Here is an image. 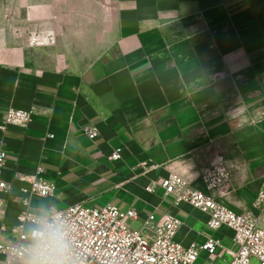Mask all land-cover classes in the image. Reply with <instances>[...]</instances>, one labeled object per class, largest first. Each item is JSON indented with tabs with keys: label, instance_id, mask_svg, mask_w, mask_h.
<instances>
[{
	"label": "crops",
	"instance_id": "0c3cea01",
	"mask_svg": "<svg viewBox=\"0 0 264 264\" xmlns=\"http://www.w3.org/2000/svg\"><path fill=\"white\" fill-rule=\"evenodd\" d=\"M11 108L36 115L0 130L4 240L24 212L116 207L140 229L172 215L176 242L219 240L200 258L231 262L233 233L177 205L170 175L264 229V0H0V127ZM220 161L230 181L210 194L202 172ZM38 169L48 198L31 191Z\"/></svg>",
	"mask_w": 264,
	"mask_h": 264
},
{
	"label": "built area",
	"instance_id": "2783aa9c",
	"mask_svg": "<svg viewBox=\"0 0 264 264\" xmlns=\"http://www.w3.org/2000/svg\"><path fill=\"white\" fill-rule=\"evenodd\" d=\"M35 115V109L11 108L6 112L0 130L5 132L9 126L25 127ZM86 133L92 141L98 138V131L94 128L86 129ZM120 158V150H117L110 159ZM6 160L5 151L0 152V178ZM42 173L43 169H38L37 175L31 177V191L39 197L48 198L54 187L39 178ZM202 180L207 191L214 193L230 181L229 168L220 161L203 170ZM161 186L167 195L175 198L177 205L187 204L207 213L211 230L226 228L233 233L238 250L236 253L227 251L232 256L229 264H253L254 259L264 264V229L256 220L236 214L212 194L192 189L176 175L163 179ZM6 189L7 185L0 180V192ZM3 207L0 198V226L4 223ZM137 219L138 213L133 210L126 213L116 207L94 210L80 204L63 211L53 210L46 219L24 212L18 219V226L13 229L18 241L4 240L0 234V256L6 264H21L25 260H30L32 264H197L202 253L213 257L222 249L221 241L215 239L187 247L176 242L181 222L172 215L158 224L151 216L140 230L126 224L127 220ZM28 224L37 229L26 234ZM28 240L33 241L34 250L27 247Z\"/></svg>",
	"mask_w": 264,
	"mask_h": 264
},
{
	"label": "rangeland",
	"instance_id": "374dc122",
	"mask_svg": "<svg viewBox=\"0 0 264 264\" xmlns=\"http://www.w3.org/2000/svg\"><path fill=\"white\" fill-rule=\"evenodd\" d=\"M98 1V0H97ZM126 224L130 227V228H132V229H136V230H140V228H141V225H140V223H134V222H132V221H130V220H127L126 221ZM27 247H29L28 245H27ZM31 248V250H34V248H33V245L32 246H30ZM25 261H28V260H25ZM230 261H227V262H221V264H228ZM30 263V262H29ZM28 263V264H29ZM209 262H206L205 263V261H204V259L203 258H200L199 259V261L197 262V264H208ZM252 263L253 264H259V262L256 260V259H254L253 261H252ZM31 264V263H30Z\"/></svg>",
	"mask_w": 264,
	"mask_h": 264
}]
</instances>
